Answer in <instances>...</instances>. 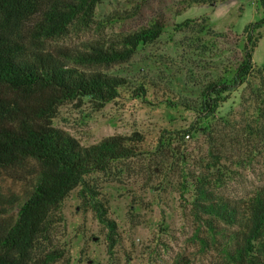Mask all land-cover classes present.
<instances>
[{
    "label": "rangeland",
    "instance_id": "374dc122",
    "mask_svg": "<svg viewBox=\"0 0 264 264\" xmlns=\"http://www.w3.org/2000/svg\"><path fill=\"white\" fill-rule=\"evenodd\" d=\"M256 1L103 0L90 30L71 29L58 42L78 46L99 36L112 38L147 26L156 18L166 24L159 39L139 47L129 61L100 68L133 85H145L144 97H121L101 109L87 100L67 102L59 108L54 126L83 146L134 132L145 140L137 157L87 178L92 196L88 192L83 196L81 187L69 194L58 221L47 238L40 240L38 256L55 253V264H171L183 252L195 264L216 260L213 255L197 253L192 244L190 197L181 187L185 184L182 173L205 172L212 166V150L218 159L215 167L220 166L223 173L216 189L221 196L245 199L264 185L262 144L253 148L240 140L248 131L246 124L256 117L259 76L255 73L230 93L211 120H199L185 106L196 100L201 80L214 79L222 69L237 65L244 27L263 16ZM113 12L133 17L101 27L104 17ZM260 34L253 53L256 70L264 62V28ZM162 135L171 144L164 152L157 150ZM0 186L6 195L21 199L30 189L27 183L8 180ZM99 206L114 223V233L98 218Z\"/></svg>",
    "mask_w": 264,
    "mask_h": 264
},
{
    "label": "trees",
    "instance_id": "16d2710c",
    "mask_svg": "<svg viewBox=\"0 0 264 264\" xmlns=\"http://www.w3.org/2000/svg\"><path fill=\"white\" fill-rule=\"evenodd\" d=\"M102 1L0 0V182L30 186L22 199L6 195L0 186V264H55V253L38 256L39 244L58 221L64 200L78 187L83 196H92L87 178L137 157L144 143V136L134 132L83 146L54 126L59 108L67 102L87 100L101 109L121 97L142 98L147 92L145 85H133L100 68L127 62L139 47L158 40L166 27L163 19L112 38L99 36L78 46L58 44L71 29L90 30ZM256 6L263 16L244 27L237 65L222 69L214 79L201 80L196 100L185 107L199 120H211L227 96L256 73V117L246 124L248 131L240 140L253 148L260 143L264 149V62L256 70L253 61L264 28V0H257ZM126 15L113 12L99 25L133 17ZM170 145L162 135L157 150L164 152ZM210 152L212 166L205 172L182 173L181 187L190 197L192 244L197 253L216 258L208 264H264V185L245 199L221 196L216 189L223 173ZM99 207L98 218L114 233V223ZM171 264L195 263L183 252Z\"/></svg>",
    "mask_w": 264,
    "mask_h": 264
}]
</instances>
